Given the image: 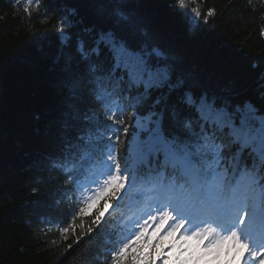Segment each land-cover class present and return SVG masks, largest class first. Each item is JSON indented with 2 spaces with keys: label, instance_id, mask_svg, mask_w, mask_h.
Instances as JSON below:
<instances>
[{
  "label": "snow or ice",
  "instance_id": "snow-or-ice-1",
  "mask_svg": "<svg viewBox=\"0 0 264 264\" xmlns=\"http://www.w3.org/2000/svg\"><path fill=\"white\" fill-rule=\"evenodd\" d=\"M34 3L39 6V0H15L29 17ZM176 6L188 10L184 15L190 13L192 23L201 19L197 0H176ZM214 14L209 8L204 22ZM111 15L117 27L89 29L88 40L76 41L85 74L73 75L71 58L66 65L70 92L89 87L111 123L89 117L95 131L89 128L86 139L83 134L74 137L66 120L64 151L52 162L68 174L66 183L82 189L72 221L96 208L81 236L91 234L112 209L119 212L125 231L114 233L109 264H155L165 255L162 264H264V111L251 102L230 104L189 86L162 49L120 34V28L131 24L123 9L115 7ZM70 23L62 17L56 25L65 42L71 39L65 32ZM259 88L264 96V72ZM156 93L151 107L137 109ZM129 98V104L122 103ZM86 162L96 169L90 181L95 189L71 175ZM101 200L103 210L96 207ZM153 224V237L167 225L159 244L148 236ZM73 226L60 227V235L67 239ZM79 226L84 227L83 220ZM168 238L165 254L161 246ZM149 248L158 251L153 255Z\"/></svg>",
  "mask_w": 264,
  "mask_h": 264
},
{
  "label": "trees",
  "instance_id": "trees-1",
  "mask_svg": "<svg viewBox=\"0 0 264 264\" xmlns=\"http://www.w3.org/2000/svg\"><path fill=\"white\" fill-rule=\"evenodd\" d=\"M197 2L202 15L192 23L176 0H39L30 17L15 0H0V264H109L100 229L81 236L96 213L72 221L62 197L65 177L52 162L64 151L65 121L75 137L97 108L89 87L70 92L67 61L73 75L85 74L76 41L88 40L89 29L117 27L113 8L131 18L120 34L162 49L189 86L264 111V3ZM209 8L215 14L205 23ZM62 17L71 22L67 42L56 27ZM155 95L137 109L151 107ZM70 224L64 239L59 228Z\"/></svg>",
  "mask_w": 264,
  "mask_h": 264
}]
</instances>
